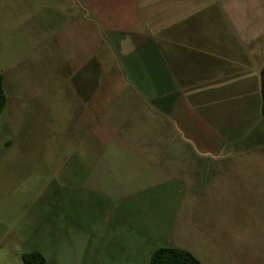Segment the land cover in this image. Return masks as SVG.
<instances>
[{
  "label": "rangeland",
  "instance_id": "1",
  "mask_svg": "<svg viewBox=\"0 0 264 264\" xmlns=\"http://www.w3.org/2000/svg\"><path fill=\"white\" fill-rule=\"evenodd\" d=\"M123 4L0 0V264H264L259 77L215 54L168 81L163 42L95 14Z\"/></svg>",
  "mask_w": 264,
  "mask_h": 264
},
{
  "label": "crops",
  "instance_id": "2",
  "mask_svg": "<svg viewBox=\"0 0 264 264\" xmlns=\"http://www.w3.org/2000/svg\"><path fill=\"white\" fill-rule=\"evenodd\" d=\"M122 1L117 11L95 14L109 30L141 33L139 46L155 44V39L163 42L168 81L176 77L182 83L184 72H191L187 65L198 69L203 56L215 54L219 61H212L211 67L217 65L218 71L207 75L237 77L242 69V79L251 80L256 74L260 81L264 62L257 58L264 49V0ZM151 252L146 256L148 261Z\"/></svg>",
  "mask_w": 264,
  "mask_h": 264
},
{
  "label": "trees",
  "instance_id": "3",
  "mask_svg": "<svg viewBox=\"0 0 264 264\" xmlns=\"http://www.w3.org/2000/svg\"><path fill=\"white\" fill-rule=\"evenodd\" d=\"M261 114L264 117V65L260 70ZM7 103V94L4 86V75L0 70V114ZM24 264H47V258L40 250H29L22 254ZM150 264H203L193 252L187 248L162 245L156 247L150 255Z\"/></svg>",
  "mask_w": 264,
  "mask_h": 264
}]
</instances>
